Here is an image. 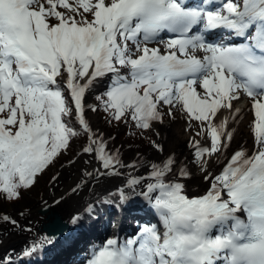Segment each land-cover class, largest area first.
Returning a JSON list of instances; mask_svg holds the SVG:
<instances>
[{
    "label": "snow or ice",
    "instance_id": "obj_1",
    "mask_svg": "<svg viewBox=\"0 0 264 264\" xmlns=\"http://www.w3.org/2000/svg\"><path fill=\"white\" fill-rule=\"evenodd\" d=\"M185 4L0 0V199H19L21 189L34 186L70 147V139L82 133L89 141L82 152L100 162L83 176L119 177L125 168H148L147 175L129 173L118 196L121 204L142 196L159 225L95 245L86 264H264V0ZM213 4L217 7L209 10ZM217 29L229 34L207 40L206 34ZM153 42L164 44L165 51L148 47ZM65 74L66 80L58 79ZM108 77L107 89L96 99L111 120H131L152 131L165 114L181 109L200 122L197 135L210 136V147L193 139L189 148L210 184L203 195L188 197L181 181L191 173L174 155L126 164L118 150L107 149L85 114L98 110L86 104V94ZM245 94L254 109L255 150L251 155L237 150L229 159L225 153L235 131L230 125L242 112L233 101ZM224 109L229 115L221 119ZM74 115L80 132L72 127ZM152 146L163 151L155 141ZM224 160L227 164L213 175L210 165ZM79 187L78 182L70 191ZM0 221L16 224L8 215ZM40 246L34 242L24 254ZM0 264H11V258Z\"/></svg>",
    "mask_w": 264,
    "mask_h": 264
},
{
    "label": "bare ground",
    "instance_id": "obj_2",
    "mask_svg": "<svg viewBox=\"0 0 264 264\" xmlns=\"http://www.w3.org/2000/svg\"><path fill=\"white\" fill-rule=\"evenodd\" d=\"M151 46L152 45H148V47ZM105 82H110V80L104 79L98 83L100 84ZM98 83L95 87H97ZM197 91H199V89H197ZM233 104L236 108H240L242 112L240 119L230 125V128L235 129V131L233 139L230 143V147L225 153L229 159L237 150L243 149L249 155H251L255 150L254 136L252 137L253 127L255 128V115L253 109L251 108V98L245 94L239 101H233ZM227 115H229L228 110H222L221 119ZM86 119L89 122L92 130L98 134L96 122L94 120L91 121V117ZM188 130L189 129H187V126L179 124L155 126L154 131L156 134V142L162 146L163 151L159 152L153 149L143 158L133 156L131 160H123V162L128 164L133 161L143 160L145 164H147V162L162 161L169 155H174L177 164L185 165L191 173L190 179H183L181 181L185 185L186 194L190 198L194 196H201L207 191V189L210 187V184L204 180L198 166L193 163V151L189 148V141L193 140L194 138L191 137ZM201 143L210 147V136L205 137L203 140L201 139ZM106 147L109 146L106 145ZM226 164L227 160H224L220 164L213 163L210 165V171L213 173V175L219 174ZM99 168L100 162L97 161L94 156L90 155H82L75 162L71 163V165L64 172H62L61 176L50 188L48 194L44 198V201L37 207V209H35V212L23 214L25 217H28L29 222L22 221L23 223H17L16 228L13 226L12 228H8L6 233L3 235L1 234L0 260H4L8 257L15 258L14 256H19L20 251H23L26 248L27 241H30L29 248L32 247L34 242H40V244L46 248V253L51 256H56L60 252H63L65 248L59 243L55 244L54 247L49 248L50 243L44 242V233H39L37 230V227L41 226L43 218H45L50 213H56L61 219L60 222L64 224L65 235L63 239H67L68 234L73 229L72 227L79 224V221L77 223L72 222L73 217L76 216L81 217V224L76 228L79 233L86 235H98L105 232L107 228H109V223L105 221L102 213L103 206L99 208V203L102 201H108L114 202L117 206L120 202L118 189L125 185L128 174L132 173L133 175H147L148 168L146 166L138 167L135 171L125 168L121 170L123 175L119 177L97 176L95 179H93L82 175V173L85 171L88 173H94ZM85 181L87 182L85 183ZM78 182L80 183L79 190L75 193L71 192L70 190ZM133 198L144 199L142 196H132V198L129 200H132ZM57 201L60 202L56 203ZM42 206L49 207L48 212L44 215H40L37 212ZM120 206L122 207L124 205L120 203ZM21 215H18V217H21ZM83 217L85 222H82ZM121 218L125 219L126 215H122ZM146 219L149 220L150 218L148 217ZM21 225L24 226L21 227ZM121 226H123L122 221ZM128 228L129 225L127 222V224L124 225V228H121L122 230H120V232L126 231ZM161 229L163 231L162 227H160V230ZM89 243V246H91V241ZM74 247L76 248H73L64 256L67 262L73 257L72 256L70 258L69 256L76 255L78 253L85 255L87 252L86 250L82 249L83 245ZM61 256L62 255L55 258L52 257V261L55 260L53 261L55 264H61L62 259H59ZM42 264L50 263L42 262Z\"/></svg>",
    "mask_w": 264,
    "mask_h": 264
},
{
    "label": "rangeland",
    "instance_id": "obj_3",
    "mask_svg": "<svg viewBox=\"0 0 264 264\" xmlns=\"http://www.w3.org/2000/svg\"><path fill=\"white\" fill-rule=\"evenodd\" d=\"M69 2L71 3L72 0H69ZM57 10L59 11H66L65 9L63 8H58ZM55 22V21H53ZM149 45H152L150 48H159L162 52L165 51V46L164 44L162 43H150ZM63 71V70H62ZM125 74L127 72V70H124ZM58 79H61V80H66L67 79V76L66 74L63 76V77H58ZM107 80H110V77L108 78H105ZM108 84L109 82H105V83H98L97 87L93 88L91 92L87 93L86 94V104L88 105H92L94 107L97 108V104L94 103L93 101V96L95 94H102L103 91H105L108 87ZM199 89V93H203V89L202 88H198ZM142 91V89H141ZM97 96V95H96ZM162 111L164 113H167L168 112V106H165ZM101 115V113H99ZM98 112L95 111H91V110H88L86 111V118H90L91 117V121H95L96 122V127H97V131H98V135L103 137L106 141H107V147L109 150H112V151H117L120 153L121 155V158L122 160H131L133 158V156H138L140 158H143L145 157L146 155H148L154 148L152 146V142L155 141L156 142V134H155V131H154V127L155 126H163V125H176V124H179V125H183V126H187V129L189 134L191 135L192 138H194V140L196 141H200L201 142V136H198L197 133L201 131V124L199 121H195V120H189L188 119V116L186 114V112H184L183 110L181 109H174L173 110V115L172 116H168L167 114L164 115V118H163V122L162 123H159V122H156L153 124V130L152 131H147L149 133V137H150V142H149V147L147 148L146 151H143L142 150V144H144L145 142L143 143H136V144H128L126 141H123V133L125 131V127L123 125H120L118 130H117V134L119 135L116 139L114 138H110V136H108L106 133H104L103 129H104V125H103V122L101 120V117L99 116ZM197 123V124H196ZM200 124V125H199ZM79 125V124H78ZM191 125V126H190ZM79 127L81 128V126L79 125ZM254 127H253V130H252V137L254 136ZM89 142V141H88ZM151 145V146H150ZM82 155H88V154H84L82 152V149L79 150L75 147V154H74V159L71 160L70 164L67 165L60 173L59 175L57 176L58 178L61 176L62 172H64L70 165L71 163L75 162L80 156ZM58 180V179H56ZM55 180V182H56ZM55 182L53 183V185L55 184ZM52 185V186H53ZM47 190V189H46ZM46 192V191H45ZM45 194V193H44ZM41 200H39L38 202V205L35 207V208H23L21 206H10L7 205L6 207H3L2 211H0V216L2 215H8V216H11V218L16 221V224L15 225H12L10 223H4L3 221L0 222V236L1 234L3 235L4 233L7 232L8 228H12L13 226L16 228L17 226V223L20 224V223H23L22 221H28L29 222V219L28 217H25L23 214H26V213H34L35 212V209H37V207L44 201V199L40 202ZM17 214V215H16ZM22 214V215H21ZM18 215H21V217H18ZM18 219V220H17ZM28 219V220H27ZM19 221V222H18ZM3 224V225H2ZM24 225H21V227H23ZM116 226H113V227H109L107 228V232L104 234L106 235V238H98V241L101 240L100 242V245L103 244L106 240H108L109 238H111L112 236H114V228ZM3 229V230H2ZM3 231V232H2ZM35 231V230H34ZM139 231V230H138ZM97 239V238H95ZM1 241V240H0ZM91 241V246H89V242ZM90 241H87L83 244V247L82 249L83 250H86V254L85 255H82V253H78L76 255H71L69 256L70 258L72 257V260H76L75 262H73L74 264H86V261L88 260L89 258V253L91 252L92 248L93 247L92 245L94 244V239L90 240ZM26 243V242H25ZM29 244H30V241H27V246L26 248H29ZM62 253V254H61ZM85 253V252H84ZM83 253V254H84ZM24 253H21L19 254V257H21L22 259L24 258L23 256ZM62 255L59 259H62L63 262L61 264H67V262H64L65 261V258H64V253L63 252H60L59 254H57L56 256L54 255H45V256H50V257H57V256H60ZM82 255V256H81ZM58 260V259H57ZM56 260V261H57ZM42 261V260H41ZM40 261V262H41ZM55 261V260H53ZM13 263H17V260L16 261H12ZM11 262V263H12ZM38 261H30L28 262V264H35L37 263ZM53 263V262H52ZM54 264V263H53Z\"/></svg>",
    "mask_w": 264,
    "mask_h": 264
},
{
    "label": "trees",
    "instance_id": "obj_4",
    "mask_svg": "<svg viewBox=\"0 0 264 264\" xmlns=\"http://www.w3.org/2000/svg\"><path fill=\"white\" fill-rule=\"evenodd\" d=\"M105 91H103L104 93ZM102 93V94H103ZM67 95V93H65ZM99 94H95L93 96V101L95 104H97V112L99 116L101 117V120L104 125V133H106L110 138L116 139L119 135L117 134V130L120 125H123L125 127V131L123 133V141H126L128 144H136V143H143L142 144V150L146 151L149 147L150 142V135L147 131L141 130L138 127H136L135 122L129 120L127 123L124 122H118L115 120L110 119V112H105L102 107V102L97 100L96 97ZM72 119V127L74 130L80 132L81 128L79 127L75 115L71 118ZM88 144V135L87 134H80L75 137H72L70 139V147L63 151L62 154L58 155V158L54 159V163H52L50 166H48L42 174H40L34 184V186L28 188L27 190L21 189V197L19 199H13L11 201H5L0 199V211H2L3 207H6L7 205L10 206H21L25 209L31 208L38 200H40L48 185L52 181L53 177L57 174L58 170L66 165L71 159L74 158L75 154V147L79 150L83 149ZM136 222V221H134ZM137 223V222H136ZM109 239H114L113 237ZM95 245H99V242L97 243L94 241Z\"/></svg>",
    "mask_w": 264,
    "mask_h": 264
},
{
    "label": "water",
    "instance_id": "obj_5",
    "mask_svg": "<svg viewBox=\"0 0 264 264\" xmlns=\"http://www.w3.org/2000/svg\"><path fill=\"white\" fill-rule=\"evenodd\" d=\"M70 163H68L67 165H69ZM63 166L62 168H60L57 172V175L55 177H57L59 175V173L67 166ZM55 182V180H52L51 183L49 184V186L47 187V190L45 192V194L43 195V197L40 199L41 201L45 198V196L48 194L50 188L52 187L53 183ZM135 199V198H134ZM40 201V202H41ZM39 202L37 201V203L32 207L35 208L37 206ZM124 205V204H123ZM150 206L149 203L146 205V207ZM49 207L48 206H42L38 209V213L40 215H44L45 213L48 212ZM132 210V207H131ZM48 216V217H47ZM45 218H43L42 224L41 226L37 227V230L39 233H44L43 238L45 239L46 237H54V239L52 240V242L49 244L50 247L58 242L61 238L64 237L65 235V230H64V224L60 222V217L54 213V214H49L47 215ZM78 217V216H76ZM81 218V217H79ZM79 221V220H78ZM71 230V229H70ZM84 235V234H82ZM68 237V236H67ZM69 238V237H68ZM72 239L76 240L77 237H73ZM39 249H46L45 247H43L42 245L40 247L37 248L36 251L32 252L31 255H34L35 253H37L39 251ZM21 253H24V251H20ZM23 256L25 257L26 255L23 254ZM13 259V260H12ZM14 259L16 260H21L22 258L19 256H16V258H11L12 261H14Z\"/></svg>",
    "mask_w": 264,
    "mask_h": 264
}]
</instances>
